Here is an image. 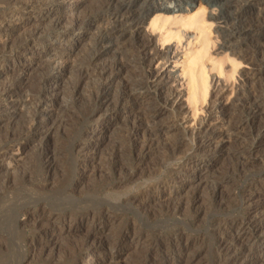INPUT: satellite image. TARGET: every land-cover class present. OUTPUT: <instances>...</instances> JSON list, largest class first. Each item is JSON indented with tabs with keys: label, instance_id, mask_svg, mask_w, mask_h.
<instances>
[{
	"label": "rangeland",
	"instance_id": "374dc122",
	"mask_svg": "<svg viewBox=\"0 0 264 264\" xmlns=\"http://www.w3.org/2000/svg\"><path fill=\"white\" fill-rule=\"evenodd\" d=\"M102 1L64 0L57 11L62 28H72L78 16L95 18ZM224 1L179 0L165 9L167 0H133L143 13L138 41L166 53L151 65L165 76L123 107L120 87L148 69L135 55L136 30L93 61L96 29L85 23L76 35L54 33L43 59L44 44L25 37L38 19L46 31L51 11L45 6L30 14L16 1L0 0V18L14 14L7 25L10 44L19 46L0 54V71L12 60L24 70L25 88L14 98L38 87L50 56L65 57L52 76L57 85L44 83L52 104L48 134L25 133L31 104L0 123V264H264V117L243 102L247 90H264V69L255 65L256 46L264 43V1L233 2L242 20L234 42L225 37L235 25L221 18ZM27 44L35 54L26 61L19 56ZM116 58L124 68L102 105L98 87L105 80L96 68ZM15 79L0 73V93ZM171 92L175 98L166 102ZM222 111L226 125L218 118ZM150 112H157L154 121L135 131ZM226 122L245 125L221 139ZM173 123L166 133L156 130ZM16 145L23 147L11 151ZM7 153L12 164L3 160ZM248 221L255 226L238 235ZM44 222L64 227L48 229L42 253Z\"/></svg>",
	"mask_w": 264,
	"mask_h": 264
},
{
	"label": "bare ground",
	"instance_id": "6f19581e",
	"mask_svg": "<svg viewBox=\"0 0 264 264\" xmlns=\"http://www.w3.org/2000/svg\"><path fill=\"white\" fill-rule=\"evenodd\" d=\"M7 1L9 2L16 1L17 9L19 8L25 9L29 11L28 13L30 14L34 13L37 10L44 8L45 6L48 7L47 12L51 11L49 16H46V18H49L48 20L50 21L49 28L45 31L41 27L42 26L41 24L43 21L41 19L40 20L38 19L34 23L35 27L25 37V40L28 43L39 41L40 43L44 44L41 46L39 50V54H38L39 55L38 57H42V58L44 55H46L44 54V49H46L44 47H46L47 43L51 40L54 33H56L57 36H61L62 38L76 35L78 31V26L85 24V23L88 25V27H94L93 29L94 30L96 29L95 37H94V45H95L96 51L94 50L95 53L92 55L93 61L99 57V54L101 52L103 53L107 51L110 45L115 44V42H117L127 30H132V31L136 30L132 32L134 36L133 42L135 43V45L137 44L135 48L136 49L135 55L138 56V59L141 63H148V69H146V71L144 72V77H142L138 81L131 83V85H128L126 83L120 87L119 90L121 91V93H120L119 101L121 102L123 107H125L129 102H136L142 97H144L148 93V91L154 88L155 84H158L162 80V78L165 76V73H162L159 69L152 68L151 65L154 61H156L160 57L165 56L166 53H153L151 52V44L148 41L147 42L138 41L140 39V36L138 35L139 34L138 30H139V26L141 25L143 21V13L133 8V0H103L99 5L101 12L98 13L95 16V18L93 19L87 18L86 20L82 17L78 18L79 17L78 16L73 22V24L75 25L69 29L63 27L65 30L62 28V24L64 23L65 18L62 15H59V14L57 15V11L59 10L64 0H7ZM182 1L188 3L190 0H182ZM237 1L239 2L242 0H225L222 4H220V5H223V8L221 9V15H222L221 18L224 19L226 23L235 25V30H233L232 33L229 32L225 35V37L229 41H233V42L236 40H233L232 36L234 35L240 36V34L242 33V29H240L242 27L239 28L238 26L239 24H241V21H242L239 16L240 14L237 15L236 13L237 11L236 10L232 11L231 9L233 2L235 3ZM252 1L254 2V4H256L264 0H244V2L246 3H250ZM169 4L170 5L175 4V6L180 5L179 0H167V4L164 8L169 9V7L167 6ZM14 18L15 17H14L13 12L11 14H8L7 16H3L0 18V54L3 52L5 53L8 50L14 51V50L19 49L18 45L14 46V44H10V34H12V31L9 29L7 24L13 22ZM262 24H258L256 26L257 30L259 27V31H261V28L263 27ZM61 29H63L64 31L63 30L61 31ZM237 39L239 38L237 37ZM262 43L263 42H261V44L260 43L257 44L256 51H255L256 52L255 53L256 54L255 65H256V68H258L259 70L264 69L263 68L264 67V43L263 44ZM31 46L28 45L24 48L23 54L19 56L20 58H22V60L27 61V59L28 60L31 59L32 55L34 56L35 51L33 50V47ZM121 60L119 61V58H116L112 61L105 62L102 66H100V68H96L97 69L96 72L98 76L101 78L100 80H105L99 83V87L97 86L100 90V93L98 92V94L99 96L102 97V103H103L102 105H106L110 101V98H109V92L111 90L110 88L117 74L121 72V70L124 68V64L121 62ZM64 61H65V57H63V55H59L58 53L52 55V57L50 56L48 61L46 62V65H47L46 71L43 74H41V76L39 77L38 87L31 88L29 92L27 91V93L24 94V96L20 94L21 96L19 97L17 96L16 98H14L15 96L13 94L22 93L25 88L24 79H23L24 70L17 67L15 65V60H12L11 64H9L10 66H7L4 72L0 71V73L2 74L13 76V79L16 78L18 79V81L16 79L15 80L19 82V83L9 84V86L6 85V87L3 90L1 89L2 91L0 93V113L3 112L4 117L0 115L1 116L0 123L2 122L4 118L10 117L11 113L14 110H17L23 106L28 107L31 104L30 105L31 112H29L30 114V119L28 122L29 124L27 128L25 129V133L29 135L31 133L38 134V133L45 132V136H46L50 130L48 129L49 123L52 121V113L49 110L52 104L47 100V97L49 96L50 91L44 87V83L47 80H50L51 83H53V85L55 86L57 85V81L55 77H52V76L60 73L63 70ZM12 82L14 81L12 80ZM164 98L166 102H172V100L175 98V93L171 92L169 94H166ZM243 102H244V108L247 109V111L250 114H253V115L260 114V116L264 117V90L260 91V89L258 88H252V89L247 90V93L244 97ZM223 111L219 114L218 118L221 119L222 124H225ZM5 112H7L8 114H4ZM156 113L157 112H150L146 115H143L141 118V122L138 124V127L135 129V131L141 130V127L146 128L147 124L154 121L155 116L157 115ZM244 125H245L244 122H240L239 124H235L234 126L229 124L226 126V128L222 132L218 133V136H220L221 139H225V138L229 139L234 134H237L239 129H241L242 126ZM176 127L177 125L173 123V125L170 124V126L168 127L161 125L156 130L159 133H166L169 131V129L173 130ZM92 137L94 139H98L97 134H93ZM22 147H23L22 145H19V146L16 145L11 149V151L13 150L18 151L22 149ZM11 156L13 157L14 155H8L7 153L3 156V160L6 158H9L11 161L10 164H12L13 158H11ZM254 226L255 225H253L252 222L248 221V223L241 225L240 227H237L239 228L238 235H242V233H246L247 230H249V228L251 227L253 228ZM63 227H64L63 225L55 223V222H51L46 225H42L40 227L41 228L40 229V232H41L40 246H41L42 253H44L45 250L48 248V244L46 243L47 240L45 239V234L48 231V229L53 228V229H58L59 231H62ZM69 230H70L69 228L68 229L65 228L64 231H66V234H68ZM260 237H261V234H258L255 237V241H258ZM88 241L89 239H86V243ZM95 248L97 250L98 248L99 249L102 248V244H97Z\"/></svg>",
	"mask_w": 264,
	"mask_h": 264
}]
</instances>
